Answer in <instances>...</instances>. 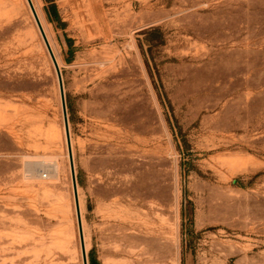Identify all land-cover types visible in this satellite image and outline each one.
I'll use <instances>...</instances> for the list:
<instances>
[{"label":"rangeland","instance_id":"obj_1","mask_svg":"<svg viewBox=\"0 0 264 264\" xmlns=\"http://www.w3.org/2000/svg\"><path fill=\"white\" fill-rule=\"evenodd\" d=\"M32 1L89 264H264V0ZM0 264H83L26 0H0Z\"/></svg>","mask_w":264,"mask_h":264},{"label":"water","instance_id":"obj_2","mask_svg":"<svg viewBox=\"0 0 264 264\" xmlns=\"http://www.w3.org/2000/svg\"><path fill=\"white\" fill-rule=\"evenodd\" d=\"M26 1L28 3L30 11L33 15L35 23L39 29L41 37L45 43L47 51L50 55V58L52 60V63L54 65V69H55V72H56V75L58 78V85H59V91H60V97H61V105H62L63 118H64L66 143H67V150H68L69 163H70V169H71V178H72L73 193H74V200H75V208H76V216H77V223H78L81 253H82V261H83V264H89V259H88L87 250H86V246H85V240H84V232H83L82 217H81L79 195H78L77 177H76V171H75V165H74V157H73V150H72V143H71V134H70V128H69L67 103H66V96H65V91H64L62 72H61V68L59 66V63L55 57V54L53 52V49L50 45V42L47 38V35L45 33V30L43 28V25L41 23L39 15H38L36 8L33 4V1L32 0H26Z\"/></svg>","mask_w":264,"mask_h":264},{"label":"trees","instance_id":"obj_3","mask_svg":"<svg viewBox=\"0 0 264 264\" xmlns=\"http://www.w3.org/2000/svg\"><path fill=\"white\" fill-rule=\"evenodd\" d=\"M91 264H98L97 259L93 255L91 256Z\"/></svg>","mask_w":264,"mask_h":264},{"label":"bare ground","instance_id":"obj_4","mask_svg":"<svg viewBox=\"0 0 264 264\" xmlns=\"http://www.w3.org/2000/svg\"><path fill=\"white\" fill-rule=\"evenodd\" d=\"M36 11H37V10H36ZM39 18H40V17H39ZM45 33H46V32H45ZM58 166H59V165H58ZM54 168H56V167L54 166ZM56 169H57V168H56ZM56 169H55V170H56ZM58 169H59V167H58ZM55 172H56V171H55Z\"/></svg>","mask_w":264,"mask_h":264},{"label":"built area","instance_id":"obj_5","mask_svg":"<svg viewBox=\"0 0 264 264\" xmlns=\"http://www.w3.org/2000/svg\"><path fill=\"white\" fill-rule=\"evenodd\" d=\"M44 176H46V174H44Z\"/></svg>","mask_w":264,"mask_h":264}]
</instances>
